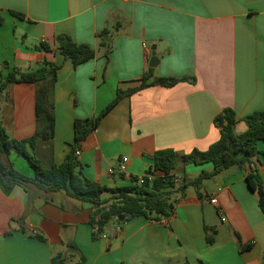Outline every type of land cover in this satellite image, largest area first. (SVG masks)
Listing matches in <instances>:
<instances>
[{"label": "crops", "instance_id": "1", "mask_svg": "<svg viewBox=\"0 0 264 264\" xmlns=\"http://www.w3.org/2000/svg\"><path fill=\"white\" fill-rule=\"evenodd\" d=\"M0 16V79L14 69L35 70L45 60L61 66L54 139L39 140L34 150L46 167L62 164L72 150L76 119L92 118L119 89L141 84L154 52L156 77L196 81L121 99L76 152L87 179L111 189L130 185L147 174L161 149L179 154L177 177L197 178L214 165H186L181 157L219 140L218 114L230 108L242 120L264 112V0H0ZM7 26L12 31H3ZM105 28L113 31L108 56L97 37ZM59 34L90 45L96 57L74 66L57 51ZM43 41L55 52L37 49ZM36 90L34 83H16L0 97V119L13 139L31 138L37 130ZM247 129L244 121L235 126L238 134ZM258 150L264 153V141ZM123 157L124 174L118 171ZM3 162L34 176L14 152ZM255 168L264 181L259 154L253 164L233 166L199 190L189 187L169 219L113 220L106 237L97 239L89 224L91 204L63 192L44 194L34 185L6 195L0 186V264H51L58 253L67 254V264H76L80 254L83 264H264V214L246 181ZM241 241L253 248L241 252Z\"/></svg>", "mask_w": 264, "mask_h": 264}, {"label": "trees", "instance_id": "2", "mask_svg": "<svg viewBox=\"0 0 264 264\" xmlns=\"http://www.w3.org/2000/svg\"><path fill=\"white\" fill-rule=\"evenodd\" d=\"M16 17L24 19L21 13L13 12ZM3 17L0 16V25ZM120 23L115 25V29ZM113 31L105 28L97 34L100 47L106 49L105 55L111 51V37ZM58 43L57 51L65 58L71 60L74 66H79L96 57V50L87 44H78L68 34H59L55 38ZM37 49L45 52H55L48 41L40 42ZM61 66L45 60L35 70L22 72L18 69L10 71L6 78L0 79V97L7 89L16 83H34L36 90V120L37 130L31 138L16 140L10 137L0 119V186L6 195H10L16 186H21L29 192V186H36L44 194L63 192L68 197L92 205L89 224L93 237L97 239L108 228L113 220L124 223L136 217L148 220L161 221L169 219L178 199L186 197L187 189L201 188L204 181L213 179L225 170L239 166L253 164V159L259 154L258 144L264 141V112H255L240 120L233 109H224L215 118V125L220 128V138L207 150L194 149L183 154L184 164L203 165L212 163L211 172L203 171L197 178L190 179L183 174L181 181L176 182L175 171L180 160L179 154L173 149H161L155 152L153 164L144 176V183L139 184L138 178H132V183L124 187L108 188L107 186L87 179L82 173V165L76 156L82 143L97 129L105 117L124 97L131 96L144 89L160 86L171 88L181 82H195V77L182 78L156 77L154 68H148L141 78L138 87L123 91L119 89L115 99L100 113L92 118L76 119L74 125L75 140L72 150L62 164L52 163L49 167L43 165L34 150L39 140L52 141L55 131V104L54 88L58 80ZM244 121L248 129L244 133H236L235 126ZM23 157L33 170L34 176L27 177L15 169L13 164H5L3 157L11 153ZM151 176V178H150ZM246 181L251 191L258 194L259 206L264 214V181L257 168L246 175ZM105 194L110 196L105 197ZM123 216L124 221L119 217ZM207 241L213 243L214 239L208 235L209 228L205 226ZM69 249L79 252L72 244ZM253 248L251 243H242L240 251L245 252ZM66 253L52 256L51 264H67ZM85 257L80 254L76 264H83ZM183 264H191L186 261ZM204 264V263H202Z\"/></svg>", "mask_w": 264, "mask_h": 264}, {"label": "built area", "instance_id": "3", "mask_svg": "<svg viewBox=\"0 0 264 264\" xmlns=\"http://www.w3.org/2000/svg\"><path fill=\"white\" fill-rule=\"evenodd\" d=\"M77 154L79 155L80 153L77 152ZM127 162H128V158H127V157H123V158H122V161H121V163H120V165H119V169H118V171H119L120 173L124 174V173L127 172ZM150 178H151V176H150ZM175 181H176V182H180V181H181V178H180V177H176ZM138 183H139V184H143V183H144V176L138 178ZM211 202H212L213 204H218V201H217L216 198L212 199ZM223 221H225L224 218H223ZM29 232H30V234H31L32 236H36V235L38 234L37 230H35V229L32 228V227H30V231H29ZM102 237L105 238L106 236H105L104 234H102Z\"/></svg>", "mask_w": 264, "mask_h": 264}, {"label": "water", "instance_id": "4", "mask_svg": "<svg viewBox=\"0 0 264 264\" xmlns=\"http://www.w3.org/2000/svg\"><path fill=\"white\" fill-rule=\"evenodd\" d=\"M158 64H159V58L157 57L156 53L154 52L153 53V56H152V58L150 60L149 67L150 68H156L158 66ZM119 220L120 221H124V217L123 216H120L119 217Z\"/></svg>", "mask_w": 264, "mask_h": 264}, {"label": "rangeland", "instance_id": "5", "mask_svg": "<svg viewBox=\"0 0 264 264\" xmlns=\"http://www.w3.org/2000/svg\"><path fill=\"white\" fill-rule=\"evenodd\" d=\"M3 31L5 32H9V31H12L11 27L10 26H7L6 29H4ZM23 160H25L23 157H21ZM26 161V160H25ZM212 181H205L206 184H211ZM108 194H105V197H107Z\"/></svg>", "mask_w": 264, "mask_h": 264}]
</instances>
